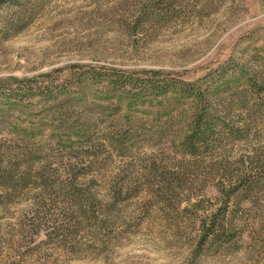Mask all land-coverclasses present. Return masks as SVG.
<instances>
[{"label":"rangeland","instance_id":"obj_1","mask_svg":"<svg viewBox=\"0 0 264 264\" xmlns=\"http://www.w3.org/2000/svg\"><path fill=\"white\" fill-rule=\"evenodd\" d=\"M262 151L264 0L0 4V264H264Z\"/></svg>","mask_w":264,"mask_h":264},{"label":"trees","instance_id":"obj_2","mask_svg":"<svg viewBox=\"0 0 264 264\" xmlns=\"http://www.w3.org/2000/svg\"><path fill=\"white\" fill-rule=\"evenodd\" d=\"M14 0H0V4L1 5H5L6 3H10L13 2ZM209 125V124H208ZM205 122H204V117L203 115H199L198 117H196V119L194 120V127L193 130L191 132L190 135L187 136V138L185 139V144L187 146V150L190 153H197V146L199 145V143L204 141L205 136L209 133V126H208ZM83 131H78L80 134H86V136H91L89 134H87L85 129H82ZM92 137H89V139H91ZM250 158V157H249ZM2 157L0 156V177L3 180V184L6 185V187H15L14 185L16 184V182H19V178H17L15 176V174H20L19 177L21 178V176L23 175L22 173H20V169L19 166H17L15 169H12V172H8L10 170V168H7L4 165V162L1 161ZM242 163L247 165L248 163L250 164L249 166H246V170H244L242 172V175L236 179L234 182H232V188L231 190L234 191L231 194H227V200H226V204H228L230 202V200L232 199L233 194H235L236 191L238 190H242V191H249L251 190V188L253 187V185H257L259 183L260 180H264V151H262L259 154H256L254 156H252L250 158V162L249 161H243ZM21 167V166H20ZM15 173V174H14ZM70 189H72V193L73 194V198H78L80 197V199H82V202L89 203L90 199L87 195L83 194L81 191H78V187H76V183L75 181H71L69 186ZM230 191V190H229ZM221 215H218V213H216L215 215H213L211 217V222L207 223L204 222L202 225V231H204L202 237L204 239H209L210 237H217L219 236V230L222 228H224V223L225 221H221L218 218ZM224 216H227V211L224 213ZM222 219L224 220L225 217H222ZM220 220L219 224H221V227H216L215 224L218 223V221Z\"/></svg>","mask_w":264,"mask_h":264}]
</instances>
